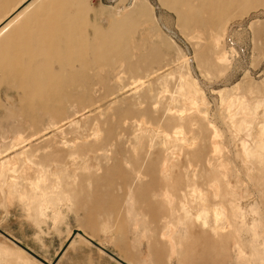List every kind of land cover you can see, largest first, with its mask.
I'll use <instances>...</instances> for the list:
<instances>
[{"label":"rangeland","instance_id":"374dc122","mask_svg":"<svg viewBox=\"0 0 264 264\" xmlns=\"http://www.w3.org/2000/svg\"><path fill=\"white\" fill-rule=\"evenodd\" d=\"M60 5L0 65V264H157L161 231L183 264H264V0Z\"/></svg>","mask_w":264,"mask_h":264},{"label":"bare ground","instance_id":"6f19581e","mask_svg":"<svg viewBox=\"0 0 264 264\" xmlns=\"http://www.w3.org/2000/svg\"><path fill=\"white\" fill-rule=\"evenodd\" d=\"M64 1H65V5H66L67 3H71L73 0H67V1L66 0H33L31 3H29L25 7V9H23L19 13L18 16H16L7 25H5L0 30V58L3 59V61H0V65L5 60H8L10 58V56H13L14 55L13 53H15L16 51L27 50V46H24V45L22 46L21 44H18V43H13V46H9L10 45L9 43H12V41H10V40L13 37V35L21 27H23L28 20H30L32 18H37L39 16V13L43 9L50 8L56 4L57 5L61 4L60 6H62V3H64ZM199 1H200L201 6H204L205 4H207V0H199ZM5 4H3V5H5ZM191 4H192V1L189 2V6ZM66 6H69V5H66ZM39 33H40V31L37 34H39ZM36 43H37V47L36 46L35 47L37 48L38 51L43 50V49L49 50V49L56 47V44L53 41L47 42V44H45L44 41H39V43L38 42H36ZM14 44H16V45L14 46ZM68 45H69L68 50H72L71 48L74 45H76V43L74 41H70ZM6 47L9 48V50H10L9 52H6V50H7ZM2 50H4L3 53H2ZM33 50H35V49H33ZM16 65H18V64H16ZM63 70L64 69L62 66H60V71H56L55 69H51L48 72L49 77H48L47 81H43L41 79H38L37 77H33V79H32V86H33L32 87V91H33L32 93H34V95L40 96L41 100H44V98H45V102L42 103L41 107L46 109V110H48L50 108L49 105L47 104L48 103L47 100L57 99L55 96V91L52 92V90L57 88V87L64 89V87L69 84V80L66 79L65 77H63V75H62ZM74 75L78 76L77 74H74ZM17 78H19L22 81L21 84L24 83L23 76H17ZM32 95L33 94H31V96ZM49 96H51V98ZM67 96H68L67 93H63V94L60 93L59 96H57V97L60 98L62 102H64L63 99H65ZM52 109L53 108H51V110ZM60 112H61L60 110H57V111L55 110L52 113V115L54 117L55 116L57 117V115H59ZM263 142H264V139L262 140V143ZM257 155H259L260 157L264 156V147L261 150L257 151ZM140 174H141V172L139 173V175ZM142 176H143V174H142ZM138 180H140V179H138ZM136 181H137V179H136ZM200 218H201V216H197V220H199ZM202 227H205L207 229L206 224L203 225ZM189 233L194 235V236H198V235L202 234L201 231L199 230L198 226H197V228L196 227L190 228ZM166 242H168V244L170 246V255H169V257H170L169 262L170 263L169 264L172 263L173 259H175L177 264H183L185 262L183 254L181 255V254H179V252H177L176 244L173 242H170L169 238L167 239L166 235L163 234L162 231L159 233V240L157 242H155L153 245V252L155 255L156 263L157 264H165L164 257H165V243ZM117 249H119V247ZM122 256L124 258H126L129 263L135 264V259L132 258V256H129V255H128V257H125V255H122Z\"/></svg>","mask_w":264,"mask_h":264}]
</instances>
